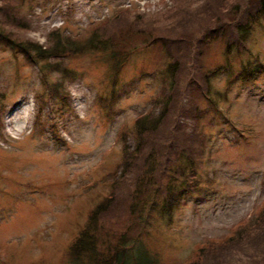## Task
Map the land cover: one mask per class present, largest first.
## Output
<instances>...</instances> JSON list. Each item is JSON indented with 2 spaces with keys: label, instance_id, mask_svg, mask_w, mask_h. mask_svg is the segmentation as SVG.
Wrapping results in <instances>:
<instances>
[{
  "label": "rangeland",
  "instance_id": "1",
  "mask_svg": "<svg viewBox=\"0 0 264 264\" xmlns=\"http://www.w3.org/2000/svg\"><path fill=\"white\" fill-rule=\"evenodd\" d=\"M185 1L180 6L190 10L202 6L200 0ZM10 4L31 25L29 31H18V39L44 46L53 30L80 35L121 9L129 12L130 19L138 12L143 24L160 18L167 26L160 32L165 36L189 37L195 32L193 27L180 30L167 25L175 0H11ZM212 38L208 47L212 51L203 59L197 56L200 52L188 57L186 47H171L193 63L187 70L193 68L199 75L223 67L208 75V90L201 91L203 78L197 74L198 81L187 71L181 74L180 122L190 129L198 124L207 144L198 170L199 187L181 201L172 222L156 218L144 237L161 264H184L198 248L230 238L264 208V19L254 26L241 58L230 55L231 68L225 64L218 33ZM204 43L200 41L201 46ZM102 55L66 59L77 75L69 80L58 72L48 75L47 84L63 85L62 97H52L38 67L17 50L0 47V92L6 93V99L0 97V264H68V245L111 188L108 174L121 158L123 136L126 133L133 145L134 121L153 110L154 100L167 86L166 70L172 61L150 46L126 61L113 97L110 67ZM183 58L180 66L186 63ZM248 63L262 69L252 79L241 74V66ZM194 88L199 94L192 101ZM195 105L199 110L193 112ZM18 108L23 113L29 108V116L22 113L9 122ZM175 114L171 108L168 117ZM17 124L25 127L23 132L14 131ZM128 206L126 200L123 209ZM263 230L211 264H264Z\"/></svg>",
  "mask_w": 264,
  "mask_h": 264
},
{
  "label": "trees",
  "instance_id": "2",
  "mask_svg": "<svg viewBox=\"0 0 264 264\" xmlns=\"http://www.w3.org/2000/svg\"><path fill=\"white\" fill-rule=\"evenodd\" d=\"M186 1L191 4L195 0ZM200 1L202 6L190 10L186 8L187 5L180 6L184 0H175L176 5L167 16V25L172 29L192 30L193 27L195 32L189 37L162 35V28L167 26L162 25L160 18L143 24L138 12L130 19L127 15L129 12L121 9L112 17L92 23L80 35L53 30L47 35V45L44 46L18 39V31H29L31 25L18 12H14L11 0H0V47L17 50L27 63L38 67L42 83L46 84V91L52 97H62L60 89L63 85L52 87L47 84V76L52 72L61 73L63 79L67 80L76 76V71L65 63L66 59L74 56L103 54L102 60L110 67L113 97L122 67L138 50L155 46L165 54L167 61H172L166 70L167 86L154 100L153 110L134 121L133 145L127 142L126 133L123 136L125 144L121 158L115 170L108 174L112 179L111 188L89 211L85 225L68 245V264H161L144 237L150 233L156 218L172 222L181 201L199 187L198 170L207 144L198 124L190 129L180 122L181 107L178 105H181L183 93L180 83L184 79L181 74L187 71L188 76L197 81L198 76L202 77L200 89L205 87L202 91L208 90L206 86L211 84L208 75L216 74L223 67L220 65L212 68L210 74L199 75L193 68L187 70L190 60L186 61L178 52H172L171 47H186L191 52L187 54L188 57L198 52L200 55L197 56H206L212 51L208 47L215 40L213 33H218L224 47L225 64L231 68L230 55L236 54L235 60L241 58L242 49L248 48L247 42L254 26L264 19V0ZM196 21H199L197 25L194 24ZM202 40L205 41L203 46L200 45ZM179 57L186 61L183 66L179 64ZM240 70L250 79L253 74L262 71L260 66L252 68L249 63L242 65ZM184 82L187 84L186 79ZM194 91L192 101L199 94L198 88H194ZM0 97L6 99V93L0 92ZM205 99L210 101L208 96ZM195 107L193 112L199 110L198 105ZM171 108L176 113L173 118L168 117ZM126 200L129 206L124 210ZM263 228L264 208L254 219L235 229L230 238L208 242L184 264L214 263L220 254H230L232 249L243 243L242 240L250 241L255 235L260 236Z\"/></svg>",
  "mask_w": 264,
  "mask_h": 264
},
{
  "label": "bare ground",
  "instance_id": "3",
  "mask_svg": "<svg viewBox=\"0 0 264 264\" xmlns=\"http://www.w3.org/2000/svg\"><path fill=\"white\" fill-rule=\"evenodd\" d=\"M20 109H21V108H20ZM20 109H19V108L16 109L15 112H14L11 116H9V117H10V120H8L9 122H12L14 118H17L18 116H20V115L23 113V111H20ZM29 113H30L29 108H26V109L24 110V113H23V114H25L26 117H28V116H29ZM24 128H25V127H24L22 124H17V125L14 127V131H15L16 133H21V132H23Z\"/></svg>",
  "mask_w": 264,
  "mask_h": 264
}]
</instances>
